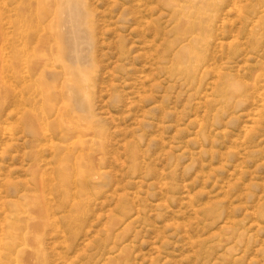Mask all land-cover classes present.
Instances as JSON below:
<instances>
[{
  "label": "rangeland",
  "instance_id": "374dc122",
  "mask_svg": "<svg viewBox=\"0 0 264 264\" xmlns=\"http://www.w3.org/2000/svg\"><path fill=\"white\" fill-rule=\"evenodd\" d=\"M0 264H264V0H0Z\"/></svg>",
  "mask_w": 264,
  "mask_h": 264
},
{
  "label": "bare ground",
  "instance_id": "6f19581e",
  "mask_svg": "<svg viewBox=\"0 0 264 264\" xmlns=\"http://www.w3.org/2000/svg\"><path fill=\"white\" fill-rule=\"evenodd\" d=\"M190 4V3H189ZM235 4V3H234ZM238 5V4H237ZM229 7V6H228ZM236 7V6H235ZM240 8V7H239ZM238 10V9H237ZM224 12V11H223ZM244 13V12H243ZM201 14V13H200ZM223 16V15H222ZM190 22V21H189ZM250 27V26H249ZM27 71V70H26ZM27 73H28V71H27ZM24 75V74H23ZM24 78H25V76H24ZM18 79L20 80V81H22L23 83H25L24 81H23V76L20 74V76H18ZM19 81V82H20ZM21 92V91H20ZM19 93V92H18ZM31 96V95H30ZM49 140H50V138H49ZM49 143H50V141H49ZM6 213V212H5ZM15 245V244H14ZM13 245V246H14ZM14 248H16V247H14ZM8 251V250H7ZM6 251V252H7ZM9 252V251H8ZM12 253V252H11ZM13 253H16V252H13ZM8 255H10L9 253H8ZM12 255V254H11ZM13 256H15L14 254H13ZM8 258H11L10 256H8ZM5 260V259H4ZM16 260V259H15Z\"/></svg>",
  "mask_w": 264,
  "mask_h": 264
}]
</instances>
